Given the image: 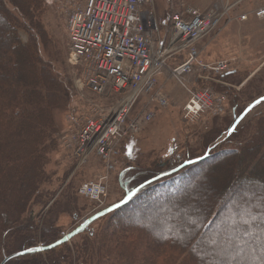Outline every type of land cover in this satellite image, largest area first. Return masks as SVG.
I'll use <instances>...</instances> for the list:
<instances>
[{"label":"trees","instance_id":"obj_1","mask_svg":"<svg viewBox=\"0 0 264 264\" xmlns=\"http://www.w3.org/2000/svg\"><path fill=\"white\" fill-rule=\"evenodd\" d=\"M8 1L14 11L0 0V264L4 257L20 252L25 254L5 264H255L250 258L235 261L243 249L238 246L232 251L226 246L232 238L242 239L264 253V114L259 115L252 137L238 142L237 148L215 151L219 144L239 137L235 129L226 135L225 142L211 146L206 157L202 153L200 160L174 174L173 170L198 158L175 164L170 160L153 163L132 175H127L131 168L123 169L118 180L124 197L145 182L169 174L97 219L106 218L98 233H86L97 220L90 224L78 234L82 238L74 248L66 242L44 252L28 251L37 248L33 223L21 218L43 174V156L55 132L54 113L68 106L70 92L39 55L37 40L41 32L35 35L26 28L41 14L42 0ZM20 31L27 35L26 41L20 38ZM193 82L195 89H212L211 82L197 78ZM234 120L231 117L225 134ZM191 168L194 171L175 188H159L171 176L184 171L187 174ZM216 168L219 172L212 173ZM188 195L197 205H187ZM37 203L41 204L39 200ZM156 206L157 211L168 215L163 221L143 225L133 220L134 213L143 219L145 211ZM218 221L231 227L221 238L210 236ZM62 237L47 241L51 238L47 233L42 247ZM217 249L219 259L210 258Z\"/></svg>","mask_w":264,"mask_h":264},{"label":"rangeland","instance_id":"obj_2","mask_svg":"<svg viewBox=\"0 0 264 264\" xmlns=\"http://www.w3.org/2000/svg\"><path fill=\"white\" fill-rule=\"evenodd\" d=\"M83 1L42 0L41 14L38 13V19H34L32 24L27 23L26 27L32 34L37 35V31L41 32L39 33L40 38L37 40L39 55L44 63L49 66L54 76L69 86L70 92L68 106L54 113L55 132L43 156V161H45L43 174L36 186L35 194L31 197L27 213L21 218L24 221L26 219L32 221L33 240L36 247L42 246L46 239L44 236L47 233H51V238L47 241H53L60 236L71 233L83 220L100 211V209L121 201L124 198V193L118 179L123 169L131 168V171L127 170V172L129 171L127 175H132L152 167L153 163L170 160L175 164L183 159L198 158L202 153H208L211 146L216 147L225 140L227 134L224 131L231 117L238 118L247 109L250 101L253 100L252 102H254L256 99L264 97V19H249L240 23L233 21L234 24L228 27V20L226 19L227 22L224 21L215 31L196 45L199 59L202 62L224 60L229 64L230 73L227 76L223 75L224 78L220 79V83L211 85L213 92L225 96L223 114L220 116L206 114L193 124L186 123L181 117L186 94L171 80L168 71L174 62H170L157 84V89H162L169 98V105L165 109H157L151 122L143 125L140 132L133 138L120 143L119 155L116 157L118 164L109 176L106 196L102 204L98 205L78 196V187L97 179L105 173V168L102 160L94 154H91L85 163L78 164L73 156V149L63 145L62 138L70 131L67 120L68 112L73 107L80 109V114L88 113L94 110L96 106L108 107L109 109L113 107L116 100L115 95L107 94L105 97L99 98L86 90L82 93L77 92L74 87L78 72L67 63L69 42L66 18L70 10ZM251 1L248 0L249 5ZM254 1L257 4L261 3ZM1 2L7 9L14 11L8 0H1ZM242 3L239 6L240 9L237 10L238 13H242V7L247 4L244 1ZM186 7H191L186 0H150L148 4L143 3L141 5L143 11H152L159 29H162L163 26L160 22L167 20L170 11L181 10ZM231 19L234 18L231 17ZM19 36L23 41L27 40V35L24 32L20 31ZM147 98L141 96L138 99V102L130 110L127 121L139 117L148 110ZM234 105H236V109H234ZM261 114H264V102L248 110L245 118L236 127L239 137L228 140V142L224 141L225 144L223 143V146L219 144L215 151L225 150L223 147L227 149L237 148L240 145L238 142L243 143L251 138L254 133V125ZM171 154L172 157L169 158ZM30 159L31 157L26 158L21 164H26ZM14 164L16 165V163ZM193 171L194 169L189 170L187 174L186 171L179 172V174L171 176L166 183L160 184L159 188H175L183 178ZM216 171L217 168L212 169V173L219 172ZM219 175H217L218 178ZM194 182L195 179L192 181V185ZM186 192L189 190L186 189ZM38 200L41 204L37 203ZM185 200L190 207L198 203L195 199L190 198V195L186 196ZM153 206L154 204L151 205V207ZM181 211L184 213V208ZM143 215L144 218L142 219L137 213H134L133 220L137 224L150 225L155 221H163V218L166 219L168 216L166 212L157 211V206L152 211L148 209ZM105 222L106 218L97 220L92 224V228L86 230V233L92 235L98 233ZM222 224L218 221L210 236L221 238L230 231L229 224ZM80 238L82 235L75 236L68 242V246L74 248V245L80 242ZM238 246H241L243 253L237 256L235 261L250 258L255 264H264V253L252 245L245 244L242 239L232 238L226 247L234 251L233 248ZM218 252L219 249L215 250L210 258L219 259ZM228 257L230 258V256Z\"/></svg>","mask_w":264,"mask_h":264},{"label":"built area","instance_id":"obj_3","mask_svg":"<svg viewBox=\"0 0 264 264\" xmlns=\"http://www.w3.org/2000/svg\"><path fill=\"white\" fill-rule=\"evenodd\" d=\"M144 2L148 0H84L66 18L67 63L79 71L74 81L77 92L86 90L99 98L107 94L117 97L109 109L96 106L82 114L77 107L70 109L67 117L70 131L62 138L63 145L73 149L78 164H83L91 154L104 163L105 174L80 185L77 191L98 205L106 196L119 143L154 117L152 111H147L127 122L132 106L141 96H148L149 102L158 107L168 106V98L156 89V79L169 59L181 60L169 74L188 94L182 109L185 122L193 124L206 114L219 116L224 112L225 96L209 89L192 90L187 78L196 71L217 76L228 69L226 61L200 63L196 49V43L217 28L226 11L220 12L215 7L205 12L192 8L172 11L165 44V40L156 37L152 13L142 10ZM253 14L263 19L264 8ZM246 18V15L239 17L241 21Z\"/></svg>","mask_w":264,"mask_h":264},{"label":"crops","instance_id":"obj_4","mask_svg":"<svg viewBox=\"0 0 264 264\" xmlns=\"http://www.w3.org/2000/svg\"><path fill=\"white\" fill-rule=\"evenodd\" d=\"M186 1L190 3L191 7L195 8V9H197L199 11H203V10L208 9L209 7H212V6H216L220 10H225L226 7H228L229 5L236 4L239 0H186ZM245 2H247V4L244 7H242V10H243L242 13H240V12L238 13V11H237V10L240 9L239 6H240L241 3L240 4L238 3L239 5L237 4L236 6L231 7L229 9L228 16H227V20H228L227 27L230 26V25L232 26L234 24V22L240 23L238 21L237 17L240 16L241 14L245 13V12L249 13L257 5V3L254 0L251 1L250 5L248 3V0L244 1V3ZM183 9H181V10L179 9L177 11H182ZM231 17H233L234 19H231ZM168 21H169L168 17H167L166 21L162 20L160 22V24L161 23L163 24L162 29L160 28L159 31H158V35L160 36L161 40H165L166 41L165 44H167V41H168V35L166 34V29H165L166 25L168 24L167 23ZM225 22H227V21H225ZM170 62H175V61H174V59H172V61L169 59L168 62H167L168 65L170 64ZM164 73L158 76L157 82L159 81V79L161 80V78L164 75Z\"/></svg>","mask_w":264,"mask_h":264},{"label":"water","instance_id":"obj_5","mask_svg":"<svg viewBox=\"0 0 264 264\" xmlns=\"http://www.w3.org/2000/svg\"><path fill=\"white\" fill-rule=\"evenodd\" d=\"M259 100H260V99H259ZM262 102H263V101H262ZM253 105H256V101H255L254 103H252L251 105H249V107H248V108H247V109H246V110H245V111H244V112H243L238 118H236L234 124L232 125L231 129L229 130V133H230V132L232 133L233 129H234V128H235V127L241 122V120L246 116L248 110L251 109V108L253 107ZM237 122H239V123H237ZM205 156H207V153L205 154ZM198 160H200V159L186 162V163H184L181 167H184V166L190 165V164H192V163H194V162H196V161H198ZM181 167H179V168H181ZM179 168L173 170L172 173L177 172V171L179 170ZM168 174H169V173H168ZM168 174L158 176V177H156V178H154V179H152V180H150V181L145 182V183L142 184L141 186H139V187H137L136 189H134V190L129 194L128 197H132L134 194H136V193H137L140 189H142L143 187H145V186H147V185H149V184L155 182L156 180H158V179H160V178H162V177H164V176H167ZM126 200H127V198H125V199H124L121 203H119L118 205H115L114 207H111V208H109V209H107V210H105V211H102L101 213H98V214H96V215L90 217V218L87 219L84 223H82L77 229H75L72 233H70L69 235H67V236H66L67 239H65L66 237H64L63 239H61V240L59 241L60 243L56 242V243H54V244H52V245H55V247H57V246H59V245L65 243L66 241L70 240L72 237H74L75 235H77L79 232H81L83 229H85L88 225H90L93 221H95V220L98 219L99 217H101V216L107 214L108 212H111L112 210H114V209H116V208L122 206V205L126 202ZM55 247H49V246H47V247L39 248V249H43V251H39V252H44V251H47V250H49V249H51V248H55ZM24 254H25L24 252H20V254L16 253V254L10 255V256H8V257H4V258H3V261H2L1 264H5V263L8 262L9 260H12V259H14V258H16V257H18V256H21V255H24Z\"/></svg>","mask_w":264,"mask_h":264},{"label":"snow or ice","instance_id":"obj_6","mask_svg":"<svg viewBox=\"0 0 264 264\" xmlns=\"http://www.w3.org/2000/svg\"><path fill=\"white\" fill-rule=\"evenodd\" d=\"M262 101H264V97H262L260 100H257V101H256V104H260ZM253 106H255V105H253ZM249 110H250V109H249ZM237 123H239V122H237ZM234 130H235V129H233V131H234ZM231 134H232V133L230 132L229 135H231ZM129 154H131V153H129ZM65 239H67V237H66ZM58 243H60V242L58 241ZM49 247H55V245H49ZM28 251H29V252H36V251H43V249L29 248ZM18 254H20V253H18Z\"/></svg>","mask_w":264,"mask_h":264},{"label":"bare ground","instance_id":"obj_7","mask_svg":"<svg viewBox=\"0 0 264 264\" xmlns=\"http://www.w3.org/2000/svg\"><path fill=\"white\" fill-rule=\"evenodd\" d=\"M116 203H118V202H116ZM116 203H114V204H116ZM114 204H112V205H114Z\"/></svg>","mask_w":264,"mask_h":264}]
</instances>
